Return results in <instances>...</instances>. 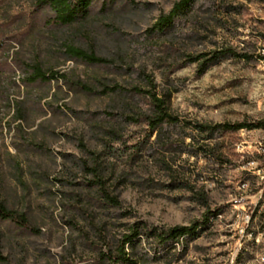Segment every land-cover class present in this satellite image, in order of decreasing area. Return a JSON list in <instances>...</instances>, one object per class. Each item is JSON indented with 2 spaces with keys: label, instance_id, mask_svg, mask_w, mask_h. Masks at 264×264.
Masks as SVG:
<instances>
[{
  "label": "rangeland",
  "instance_id": "rangeland-1",
  "mask_svg": "<svg viewBox=\"0 0 264 264\" xmlns=\"http://www.w3.org/2000/svg\"><path fill=\"white\" fill-rule=\"evenodd\" d=\"M133 1L60 25L0 0V201L33 228L0 218V249L9 264H264V127L193 128L264 123V0H193L153 34L180 0ZM220 52L202 74L189 61ZM36 67L62 78L31 82ZM143 74L178 124L148 126ZM142 223L200 227L167 243L144 231L116 263Z\"/></svg>",
  "mask_w": 264,
  "mask_h": 264
},
{
  "label": "trees",
  "instance_id": "trees-1",
  "mask_svg": "<svg viewBox=\"0 0 264 264\" xmlns=\"http://www.w3.org/2000/svg\"><path fill=\"white\" fill-rule=\"evenodd\" d=\"M96 0H34V6L36 10L49 9L54 13L53 21L54 23L60 25H70L76 22L79 19L84 18L89 8ZM130 4H136L133 0H124ZM193 0H180L175 3L169 13L162 15L158 18L156 23L149 30V33H163L167 29L171 28L174 22L179 19L190 7V4ZM221 53V52H220ZM65 54L73 59L81 60L88 64H97V65H110L112 61L103 57H99L93 52L86 51L84 49L66 45ZM219 55L216 54L210 58L205 54L192 57L189 59L191 63H199L200 71L199 73H204L209 64L214 62ZM242 58H248V56H240ZM62 76H59L58 73L50 72L44 73L40 68L36 67L33 70L32 75L30 76L31 82L35 81H46V80H59ZM142 81L147 84L149 90L146 92L151 99L152 106V116L148 120V126L151 130H156L160 125L163 124H178L180 119L168 111L167 102L164 98H161L155 91L156 85L153 80L143 74ZM264 127V123H235V124H223L219 126H210V125H194L193 128L200 133L209 132L216 128H221L223 130L229 131H239V130H256ZM110 201L116 205L118 202L110 198ZM0 218L7 220L17 225L20 228L26 230H33L29 221L22 215L17 214L14 211L9 210L1 201H0ZM208 217L205 219L207 222ZM200 224H193L191 226H174L167 230L158 231V229L149 227L146 223L140 225L136 224L130 228L129 234H125L121 240L120 247L117 250L115 262L127 261L129 255L126 250V246L132 244L136 239H139L142 235V232L145 231L144 235L154 236L161 243H167L169 241H175L185 236L193 235ZM0 264H9L8 259L4 256L0 249Z\"/></svg>",
  "mask_w": 264,
  "mask_h": 264
},
{
  "label": "built area",
  "instance_id": "built-area-1",
  "mask_svg": "<svg viewBox=\"0 0 264 264\" xmlns=\"http://www.w3.org/2000/svg\"><path fill=\"white\" fill-rule=\"evenodd\" d=\"M262 261H263V263H264V258H262Z\"/></svg>",
  "mask_w": 264,
  "mask_h": 264
}]
</instances>
